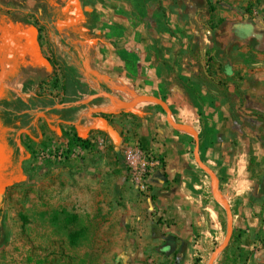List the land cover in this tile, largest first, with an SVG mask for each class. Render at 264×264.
Masks as SVG:
<instances>
[{
    "label": "crops",
    "instance_id": "0c3cea01",
    "mask_svg": "<svg viewBox=\"0 0 264 264\" xmlns=\"http://www.w3.org/2000/svg\"><path fill=\"white\" fill-rule=\"evenodd\" d=\"M236 1L0 0V251L24 183L25 264H264V16Z\"/></svg>",
    "mask_w": 264,
    "mask_h": 264
},
{
    "label": "rangeland",
    "instance_id": "374dc122",
    "mask_svg": "<svg viewBox=\"0 0 264 264\" xmlns=\"http://www.w3.org/2000/svg\"><path fill=\"white\" fill-rule=\"evenodd\" d=\"M235 3L244 12L259 13L264 16V0H237ZM38 154L36 159H39ZM47 162L48 161H42L41 163ZM30 193H32V191L28 189L27 186H24V183L18 185V189L15 191L6 190V193H3V198H5L7 203L2 207V220H4V222L10 227V233H16L18 234V236L15 238L12 237V235L10 236L9 234L11 238H8L5 247H3L2 251H0V264H11L12 262L15 264H25L23 251L21 254H18V256L15 257V255L21 249L16 245L19 243L18 240L20 241L22 246H24L25 244V231L18 230L16 228L21 226L24 229V227L31 222H38L40 224L47 221L45 215L43 216L39 212V203L37 204L34 201L30 200ZM51 217L52 219H50V221L55 223L57 221L56 215H52ZM18 223L20 224V226H16V224ZM59 230L60 232H63L64 237L68 239L70 233L74 231L72 228ZM36 232H38L39 234L38 237L41 238L40 227ZM41 249L42 246H39L35 254L41 255Z\"/></svg>",
    "mask_w": 264,
    "mask_h": 264
},
{
    "label": "built area",
    "instance_id": "2783aa9c",
    "mask_svg": "<svg viewBox=\"0 0 264 264\" xmlns=\"http://www.w3.org/2000/svg\"><path fill=\"white\" fill-rule=\"evenodd\" d=\"M100 144L102 147L105 146L104 141ZM120 152L130 184L142 195L149 196L151 194L150 179L155 169L161 164L160 161L140 144L131 141L123 142ZM80 157V147L70 148L68 146L42 150L38 154L40 161L59 163Z\"/></svg>",
    "mask_w": 264,
    "mask_h": 264
},
{
    "label": "trees",
    "instance_id": "16d2710c",
    "mask_svg": "<svg viewBox=\"0 0 264 264\" xmlns=\"http://www.w3.org/2000/svg\"><path fill=\"white\" fill-rule=\"evenodd\" d=\"M72 145H70V147H71Z\"/></svg>",
    "mask_w": 264,
    "mask_h": 264
},
{
    "label": "water",
    "instance_id": "95a60500",
    "mask_svg": "<svg viewBox=\"0 0 264 264\" xmlns=\"http://www.w3.org/2000/svg\"><path fill=\"white\" fill-rule=\"evenodd\" d=\"M0 196H1V193H0Z\"/></svg>",
    "mask_w": 264,
    "mask_h": 264
}]
</instances>
